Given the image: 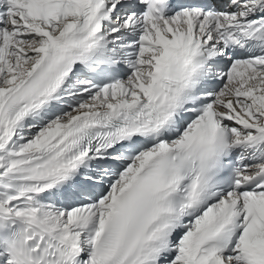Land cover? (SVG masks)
Returning <instances> with one entry per match:
<instances>
[{"label":"snow or ice","instance_id":"1","mask_svg":"<svg viewBox=\"0 0 264 264\" xmlns=\"http://www.w3.org/2000/svg\"><path fill=\"white\" fill-rule=\"evenodd\" d=\"M0 264H264V0H0Z\"/></svg>","mask_w":264,"mask_h":264}]
</instances>
